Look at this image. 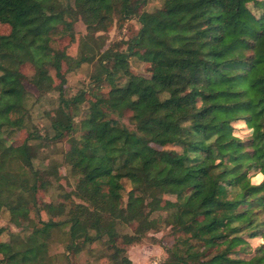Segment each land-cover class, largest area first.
<instances>
[{"label":"trees","instance_id":"1","mask_svg":"<svg viewBox=\"0 0 264 264\" xmlns=\"http://www.w3.org/2000/svg\"><path fill=\"white\" fill-rule=\"evenodd\" d=\"M70 1L0 0V22L10 26L0 32V212L6 207L31 224L22 241H0V264H48L55 231L64 233L68 253L103 241L111 264H132L117 240L118 225L133 218L126 243L170 225L174 239L163 264L264 263V0H164L160 14L137 9L148 0ZM70 9L91 33L107 29L113 14L139 23L125 48L114 41L100 52L89 97L83 89L63 94L62 62L71 55L51 44L58 31L72 35ZM131 54L152 64L149 74L131 68ZM87 59L81 54L78 62ZM25 62L40 92L59 90L45 132L27 125ZM127 110L133 128L121 120ZM238 120L243 135L235 132ZM14 130L26 132L18 144L8 141ZM66 135L74 188L39 202V177L49 187L62 174L57 161L40 168L34 159L42 145ZM167 144L179 149L159 155L157 146ZM123 178L131 183L125 202ZM165 202H172L166 214H154ZM251 238L260 241L252 247Z\"/></svg>","mask_w":264,"mask_h":264},{"label":"rangeland","instance_id":"2","mask_svg":"<svg viewBox=\"0 0 264 264\" xmlns=\"http://www.w3.org/2000/svg\"><path fill=\"white\" fill-rule=\"evenodd\" d=\"M63 3L73 4L70 0H62ZM164 0H148L140 3L137 9L154 10L156 13H161L162 4ZM248 6L259 13L261 11V5L257 8L253 2H249ZM70 17L73 21L72 35H68L62 31H58L52 35L51 44L54 48H65L66 52L71 55V58L63 60L62 72L65 76V84L63 88L64 95H72L80 89L85 90L87 96L91 94L94 89L95 80L93 76L98 72V57L102 50L108 47V45L114 41H120V48H125V40L133 35L138 27L139 23L135 16L131 15L126 18H121L117 14L109 17V23L107 29H99L94 32H89L87 26L77 10L70 9ZM10 26L7 23L0 22V32L7 33ZM81 54H86L89 59L78 62V57ZM129 62L131 68L142 74H149L151 71V65L149 62L141 60L137 55L131 54L129 56ZM19 72L24 80L25 87L27 89V97L29 103V116L27 119V125L32 129L35 128L40 132H45L50 129V114L53 113L59 102V90L52 88L43 92H40L28 79L33 74V66L29 62H25L20 66ZM53 84L58 83L59 78L55 75V70L50 67L49 70ZM121 79V78H120ZM103 92H106L108 86L102 83L101 88ZM191 87L188 85L184 89L176 92L177 95L183 96L189 92ZM88 102L85 100L81 104L80 114L75 117V121H78L81 116L84 115V111L87 109ZM130 111L124 112L121 120L130 128L134 127V124L129 119ZM242 121L234 122L235 132L243 135L247 131L245 128H241ZM77 123V122H76ZM78 131L74 134L78 135ZM26 132L21 130L17 132L14 130L11 141L14 144L20 143ZM245 135V134H244ZM69 137H65L51 141L48 145H42L37 156L34 159L36 166L43 167L50 160H55L58 163L59 170L61 172L60 178L49 187H41V178L39 177L37 192L38 201H58L62 199L63 191H69L74 188L76 177L68 172V165L64 160V154L69 148ZM158 154L162 155L164 151L173 152L175 149H179V146L173 144H167L164 146H157ZM39 175L42 171L38 169ZM252 180L255 181V176H252ZM124 183L123 201L125 202L127 197V191L131 187V183L128 178L122 179ZM169 198V197H168ZM171 198V197H170ZM172 201V200H171ZM172 202H165L163 208L155 212L162 215L166 214V207ZM30 215L33 216L32 212ZM58 218L65 217V214L61 213L57 215ZM138 218H133L128 225H118V230L121 231V236L118 238L117 243L124 246L127 255L130 257L132 264H163L167 257L166 248L169 247L174 239V234L170 228V225L161 224L159 228H151L145 231L144 236L139 241L126 243L127 234H131L136 227ZM28 218L12 217L6 207H3L0 212V241L11 240L13 238L22 241L26 234L29 232L30 223ZM28 222V224H27ZM243 233H245L243 231ZM64 233L61 231H55L52 239L48 243V264H111L109 257L110 249L106 247L103 241H93L86 245L83 249H80L77 253L66 252L64 247ZM260 241V238H251V246L253 247ZM2 254L0 253V257ZM7 264V263H3ZM259 264H264L259 263Z\"/></svg>","mask_w":264,"mask_h":264}]
</instances>
